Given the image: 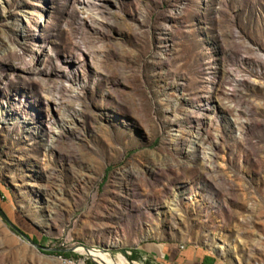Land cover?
I'll list each match as a JSON object with an SVG mask.
<instances>
[{
    "label": "rangeland",
    "instance_id": "obj_1",
    "mask_svg": "<svg viewBox=\"0 0 264 264\" xmlns=\"http://www.w3.org/2000/svg\"><path fill=\"white\" fill-rule=\"evenodd\" d=\"M0 191V264H264V0H0Z\"/></svg>",
    "mask_w": 264,
    "mask_h": 264
},
{
    "label": "crops",
    "instance_id": "obj_2",
    "mask_svg": "<svg viewBox=\"0 0 264 264\" xmlns=\"http://www.w3.org/2000/svg\"><path fill=\"white\" fill-rule=\"evenodd\" d=\"M131 250L137 260L155 264H231L211 247L181 238L143 240Z\"/></svg>",
    "mask_w": 264,
    "mask_h": 264
},
{
    "label": "water",
    "instance_id": "obj_3",
    "mask_svg": "<svg viewBox=\"0 0 264 264\" xmlns=\"http://www.w3.org/2000/svg\"><path fill=\"white\" fill-rule=\"evenodd\" d=\"M0 216L3 219V221L5 222V224L10 227L14 232H16L25 242H27L31 247L38 249L39 251H55L57 249L54 248H48L45 247L41 244L35 243L34 241H32L29 237H27L21 230H19L7 217V215L5 214V212L0 208ZM84 247V246H82ZM85 249H89L88 247H84ZM74 248L73 247H69V248H65V249H60L59 251L63 250V251H72ZM94 249V248H92ZM100 250H104V248L100 249ZM106 251V249H105ZM108 252V251H107ZM109 253V252H108ZM96 264H100L98 263L96 260H94L90 255H88Z\"/></svg>",
    "mask_w": 264,
    "mask_h": 264
},
{
    "label": "trees",
    "instance_id": "obj_4",
    "mask_svg": "<svg viewBox=\"0 0 264 264\" xmlns=\"http://www.w3.org/2000/svg\"><path fill=\"white\" fill-rule=\"evenodd\" d=\"M0 195H2L1 191H0ZM0 206L2 207V209L6 212V210L3 208V206L0 204ZM0 207V208H1ZM7 215V217L9 218L10 220V217L8 216V213L6 212L5 213ZM11 221V220H10ZM12 222V221H11ZM16 226V225H15ZM17 227V226H16ZM19 230H21L19 227H17ZM24 233V232H23ZM27 237H29L32 241H34L35 243H39V240H37V238L35 236H29L28 234L24 233ZM130 250V254H128V252L126 250H123L121 251L123 255H125L129 260H133V259H136L137 256H135L132 252L131 249ZM57 254L61 257H64V258H71L73 256H76L75 253H73L72 251H58Z\"/></svg>",
    "mask_w": 264,
    "mask_h": 264
},
{
    "label": "bare ground",
    "instance_id": "obj_5",
    "mask_svg": "<svg viewBox=\"0 0 264 264\" xmlns=\"http://www.w3.org/2000/svg\"><path fill=\"white\" fill-rule=\"evenodd\" d=\"M101 251L106 252L108 254L109 258L111 259V260L110 259H106V264H110V263H112V264H129L122 255H119L117 258L113 259L112 255H110L107 252V250L105 251V249H104V250H101Z\"/></svg>",
    "mask_w": 264,
    "mask_h": 264
},
{
    "label": "built area",
    "instance_id": "obj_6",
    "mask_svg": "<svg viewBox=\"0 0 264 264\" xmlns=\"http://www.w3.org/2000/svg\"><path fill=\"white\" fill-rule=\"evenodd\" d=\"M129 253V252H128Z\"/></svg>",
    "mask_w": 264,
    "mask_h": 264
}]
</instances>
